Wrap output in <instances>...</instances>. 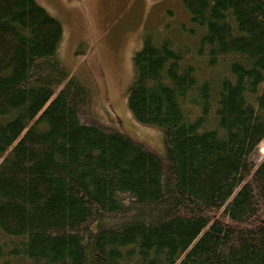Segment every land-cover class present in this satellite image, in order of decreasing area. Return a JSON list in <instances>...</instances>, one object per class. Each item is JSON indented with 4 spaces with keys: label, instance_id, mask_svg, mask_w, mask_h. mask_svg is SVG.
Segmentation results:
<instances>
[{
    "label": "trees",
    "instance_id": "1",
    "mask_svg": "<svg viewBox=\"0 0 264 264\" xmlns=\"http://www.w3.org/2000/svg\"><path fill=\"white\" fill-rule=\"evenodd\" d=\"M180 2L125 95L160 156L87 116L56 17L0 0V264H264V0Z\"/></svg>",
    "mask_w": 264,
    "mask_h": 264
},
{
    "label": "rangeland",
    "instance_id": "2",
    "mask_svg": "<svg viewBox=\"0 0 264 264\" xmlns=\"http://www.w3.org/2000/svg\"><path fill=\"white\" fill-rule=\"evenodd\" d=\"M62 24L57 55L90 93L87 116L164 156L160 132L135 123L126 109L133 54L149 33L190 26L180 0H35ZM181 37V36H180ZM187 40V37L181 38ZM264 157L262 142L250 160Z\"/></svg>",
    "mask_w": 264,
    "mask_h": 264
}]
</instances>
